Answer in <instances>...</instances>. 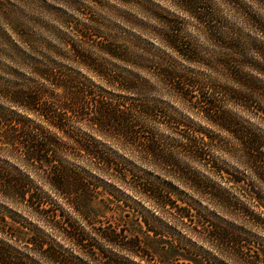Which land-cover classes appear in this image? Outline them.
I'll use <instances>...</instances> for the list:
<instances>
[{
  "label": "clouds",
  "instance_id": "1",
  "mask_svg": "<svg viewBox=\"0 0 264 264\" xmlns=\"http://www.w3.org/2000/svg\"><path fill=\"white\" fill-rule=\"evenodd\" d=\"M73 26L76 31L86 28L105 42L118 45L121 58L102 51L104 45L98 44L97 39H79ZM0 30L4 33L0 35V175L23 177L38 200L53 205L65 220L79 225L85 238L106 253L111 264H143L142 250L133 247L138 241L131 239L126 244L123 234L114 238L99 234L76 210V202L69 194L63 193L55 171L40 172L15 147H8L20 139L13 120L27 121L29 115V109L18 102V94L47 84L36 74L37 66L60 70L97 92L121 94L130 105L126 109L129 124L147 132L153 141L163 138L182 142L183 136L173 126L176 122L199 128L204 123L203 118L197 119L200 110L205 116L210 110L219 113L214 119L221 124L227 121L235 133L228 137L233 151L220 155L219 145L210 144L206 155L241 177L247 174L246 178L255 179L243 138L251 134L264 141V0H194L191 7L186 0H0ZM29 38L59 51L47 47L33 50ZM68 43L80 48L105 75L119 79L123 87L115 86L112 79L85 72L69 56ZM177 77L192 88H184ZM209 88H227L231 92L227 97H217L214 91L209 95ZM193 92L197 93L195 103ZM62 119L68 137L98 154L117 171L101 168L98 161L81 156L60 137L56 138L57 148L51 150L52 158L59 161L61 168L78 176L83 185L110 190L133 216L148 217L153 228L144 235V243L154 249L164 245L182 253L186 257L182 264H264V255L256 258L248 254L264 253V210L258 209L262 219L254 223L227 210L218 213L211 204H202L186 190L185 202L196 210L198 218L202 220L206 215L223 226L207 235L197 232L183 222L182 216H174L137 190L141 182L148 186L155 181L167 187L169 179L142 149L121 140L99 117L82 113L73 119ZM85 120L86 126L81 124ZM30 123L39 126L44 122L33 119ZM212 131L215 133L216 129ZM33 139L28 137L26 153H31ZM114 143L119 144V150L113 147ZM257 146L264 152V144ZM177 159L187 164L183 158ZM194 171L204 176L202 170ZM124 173L133 179L126 180ZM256 189L264 195V184L256 181ZM26 207L20 198L0 186V243L14 246L21 254L44 264L38 249L18 243L7 231L2 221L13 217L39 232L45 248L51 244L72 259L80 258L81 251L61 225H54L51 218L35 211L22 212ZM241 240L246 242L244 252L239 251ZM136 256L140 259L136 260ZM85 260L87 264H100L87 255L80 264Z\"/></svg>",
  "mask_w": 264,
  "mask_h": 264
},
{
  "label": "trees",
  "instance_id": "2",
  "mask_svg": "<svg viewBox=\"0 0 264 264\" xmlns=\"http://www.w3.org/2000/svg\"><path fill=\"white\" fill-rule=\"evenodd\" d=\"M103 45L102 51L121 58L118 45ZM67 49L69 56L74 58L85 72L90 75L96 73L106 80L112 79L115 86L123 87L119 79L105 75L100 66L96 65L92 59L85 57L80 48L75 46L72 48L67 45ZM35 72L42 80H46L47 84L43 87L38 86L30 93L21 91L18 94V102L29 109V115L27 121L20 120L17 122L13 120V127L16 130V135L20 136V139L14 140L8 147H15L40 172L55 171L59 175L63 193L69 194L71 199L76 202V210L80 212L89 226L93 227L94 230L98 231L105 238H114L116 235L123 234L126 244L129 240L135 239L138 243L133 247L142 250L143 263L151 264L149 261L156 263L153 258L147 259L150 256L148 255L150 251L143 244L140 237L137 235L132 236V233L124 224L119 223V228L117 229V222L108 219L103 213V210L110 211L112 206L125 205L121 204L118 198L108 189H101L93 185H83L78 176H73L70 172L61 168L59 161L52 158L50 154L51 150L57 148L56 138L60 137L65 143L75 148L81 156H87L89 159L98 161L101 168L108 167L98 154L94 155L74 139L68 137L66 128L62 126V118L73 119L82 113H87L89 117H99L110 130L116 131L117 136L121 140H126L131 146H138L142 149L147 158L153 162L155 168L163 171L169 179L166 181L167 187L155 181L148 186H144L141 182V184L136 186L137 190L162 204L164 208L167 206H179L178 202L184 206H188L180 197L181 193L178 192L179 188H185L192 193L201 192L209 202H212L216 206H243V208L237 209L233 207L234 211H237L239 216L251 222H261L262 218L259 215L258 209L264 210V195L257 191L256 181L264 184V152H260L257 145L264 144V141H261L258 137L249 134L243 138L245 154L255 179L246 178L247 174H245V177H241L238 174L239 176L230 181L222 176V169L216 167L215 162L206 155L207 146L210 144L219 145L217 152L222 155L233 151L228 137L235 136V133H232V125L230 123L226 121L221 124L214 119V117L220 115L219 113L210 110L209 114L205 116L203 110H200L199 116L205 119L210 126L216 128L218 132L227 133L226 138L218 137L217 134L215 136L213 134H203L198 130L190 128L185 130L176 127L178 134L183 136V141L178 145L172 143L174 141H167L163 138L153 141L149 138L147 132H142L137 126L129 124V116L126 109H129L130 105L123 100L121 94L109 93L107 91L97 92L74 78L66 77L60 70L52 71L51 69L37 66ZM176 79L184 88H192L191 84H186L179 77ZM48 84L52 85L51 89L47 86ZM207 91L209 95H212L214 91L217 97H227L231 92L227 88H217L215 90L209 88ZM196 95V92L192 93V103L196 102ZM32 101H35V103L33 104ZM257 112L259 114L258 110ZM33 119L37 121L43 120L44 123L39 124V126H33L30 123ZM87 123V120L81 121V124L84 126ZM94 127H98V125H94ZM97 135L98 138L105 139V137ZM29 136L34 138L30 143V154L25 152ZM109 142L111 143V141ZM113 147L119 150L120 146L114 143ZM181 152L188 159L197 161L209 174L215 175L218 173L217 175H219L220 179L228 181V186H231L233 195L229 192H215L211 188L209 191V187L205 188L199 183L191 182L194 177L198 180V177L195 173L184 172L178 166L179 160L177 159V155ZM108 170L110 172L117 171L114 167H108ZM117 174L119 175V173ZM228 174L231 175L230 173ZM124 176L126 180L131 181L133 179L132 175L128 173H124ZM0 186H4L8 192L20 198L27 205L26 208L21 209L22 212L29 213L35 211L37 214L46 215L51 218L54 225H61L62 230L68 234L71 241L77 245L78 250L82 253L79 259H72L51 244H48L47 248H45V241L39 232L28 228L22 221L16 220L13 217L3 220L2 222L7 226V231L12 235L14 240L40 251V258L44 261V264H48L49 261L54 262V264H80V261L84 260L85 255L95 257L99 260L100 264H111L107 254L103 253L101 249H98L89 239L85 238L84 232L79 225L65 220L61 216L60 210L54 209L53 205L45 204L41 200H38L37 194L29 190L27 182L23 177L6 178L0 175ZM171 213L177 217L182 216L185 224H187V220L189 222L192 221L191 209L189 207L175 208ZM144 224L146 230L151 232L153 227L149 226L146 221H144ZM222 227V225L214 224L211 228L203 227L202 232H205V235H207L208 233H215L218 228ZM238 247L241 252L247 250L246 242L243 240H241ZM248 254L255 255L256 258L264 255L260 251H256L255 253L248 251ZM135 259L139 260L140 256H136ZM182 262L178 261L172 264H182ZM0 264H38V262L33 256L21 254L14 246L0 243ZM84 264H87L86 260Z\"/></svg>",
  "mask_w": 264,
  "mask_h": 264
},
{
  "label": "rangeland",
  "instance_id": "3",
  "mask_svg": "<svg viewBox=\"0 0 264 264\" xmlns=\"http://www.w3.org/2000/svg\"><path fill=\"white\" fill-rule=\"evenodd\" d=\"M186 3L188 4V6H192L194 3V0H186ZM196 9L194 8L193 11H195ZM18 34H22L21 31L19 29H17ZM73 31L75 33V35L81 39V40H87L89 37L93 38V39H97L98 44H111L109 42H105L103 39L98 38L96 36L95 33L93 32H89L88 29H83L82 31H76L75 26H73ZM0 35H4V33L2 32V30H0ZM10 39V37L8 38ZM30 46L33 48V50H37L39 47H47L49 48L50 51H56L58 52V49H54L52 48V46L50 44H44L43 42H38V41H32L29 38ZM67 45L71 46L73 48V45L71 43H68ZM250 84V82H249ZM253 91V95L255 94V90ZM259 111V109H258ZM258 113V112H257ZM201 117L198 116L197 119H200ZM204 123L199 127H191L186 125L183 122H176L173 126L179 128V129H185L187 130V128L193 129V130H198L199 132H202L203 134H208V135H212L215 136L216 134L218 135V137H225L226 135L223 132H218V130L212 126H210V124L207 123V121L205 119ZM180 126V127H179ZM205 128H208V131H205ZM212 129H216L215 133H213ZM175 145H178L180 142H172ZM218 154L222 155L221 153L217 152ZM177 156L183 158L184 160L187 161V164L181 163L180 160L179 162V167L187 173H195L198 177V180L195 179V177L192 179L191 182L193 183H199L201 186H204L205 188L209 187V191L210 188L211 190L217 192H229L231 195H233V191L230 188L231 186H228L229 182L226 180H222L219 178V175L215 174V175H211L209 174L206 169L204 167H202L201 165H199V163H197V161H192L191 159H188L186 157V155L184 153H180ZM216 167H218L219 169H222V176H224L225 178L229 179L230 181H232L236 176H239L236 172H233L231 170H227L221 166H219L217 163H214ZM194 169H198V170H202L204 173V176H207L208 179H205L204 176L200 175L199 171H194ZM230 173L231 175H229L228 173ZM217 185H220V187H217ZM179 188V187H178ZM230 188V189H229ZM184 189V190H183ZM179 188L178 192L181 193L180 197L185 201V196L183 195V193L187 190L188 194L192 195L194 194V198L200 199L202 204H211L214 210H217V212L219 213L220 210H227L228 213H235L237 216H239V213H237V211H234V208H243V206H216L214 204H212V202H209L208 199L201 194V192L199 193H192L190 190L185 189V188ZM179 206H167L166 208H168L169 210H174L175 208H181V207H189V206H184L182 205L180 202H178ZM234 207V208H233ZM101 208V207H100ZM172 208V209H171ZM191 214H192V221H188L187 220V224H191L193 226V228H195V230L197 232H202L203 231V227H208L211 228L214 226V224H218L216 221H212L210 217L208 216H204V218L201 220L200 218L197 217L196 215V210L194 208H191ZM102 209V208H101ZM103 210V209H102ZM103 213L106 215V217L110 220H113L114 222H119L120 224H124L128 227V229L130 230V232L135 235H137L138 237H140V239L144 240V235L146 233H150L146 230L145 228V224L144 221H146L148 223L149 226L153 227L152 223L149 221V218L144 216H133L131 214V212L128 210L127 207L125 206H112L110 211H104ZM220 225V224H219ZM143 244L147 247V249L150 251V253H148L147 259L150 260V258H153L154 261L158 264H172V263H177L178 261L182 262L186 259V257H184V255L182 253L179 252H173L171 251L168 247L164 246V245H158L157 249H154V247L151 244H146L143 242ZM161 253L163 254V257L161 256ZM151 264H156L152 261H149ZM145 264V262L143 263Z\"/></svg>",
  "mask_w": 264,
  "mask_h": 264
}]
</instances>
